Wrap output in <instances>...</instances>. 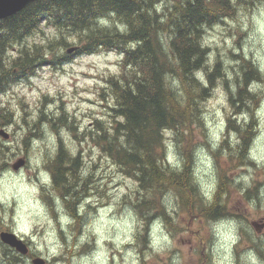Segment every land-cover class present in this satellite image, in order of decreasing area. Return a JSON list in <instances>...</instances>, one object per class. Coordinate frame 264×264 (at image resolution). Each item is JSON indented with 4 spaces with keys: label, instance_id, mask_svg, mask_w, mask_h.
<instances>
[{
    "label": "clouds",
    "instance_id": "1",
    "mask_svg": "<svg viewBox=\"0 0 264 264\" xmlns=\"http://www.w3.org/2000/svg\"><path fill=\"white\" fill-rule=\"evenodd\" d=\"M226 2L230 15L197 26L204 33L199 47L211 51L191 73L198 85L191 90L209 89L211 97L194 102L195 115L190 121L195 140L190 149L188 183L196 191L193 200L201 216L198 232L193 233L188 220L187 195L171 183V177L184 176L188 165L189 121L160 129L163 158L157 164L163 178L141 188L138 181L124 176L99 146L73 139L67 126L53 129L52 122L62 115L59 97L68 101V111L80 105L78 96L71 94V74L57 69L45 89L55 100L43 107L47 119L40 120L39 103L29 101L22 109L19 96L11 93L4 107L5 115L11 113L12 119L6 123L0 118V133L8 134L7 139L0 135V264H264V227L257 230L251 224L264 216V0ZM162 7L163 0L157 11ZM99 24L111 27L104 19ZM119 28L126 30L123 25ZM43 57L53 68L57 64L63 67L77 61L78 52L59 47L46 50ZM217 62L221 76L209 88L207 77ZM245 62L257 73L247 82V69L242 70ZM173 64L176 71L162 77L164 87L172 93L176 106L186 110L188 91L181 61L176 58ZM47 71L45 68L26 79L31 84L40 83L41 76L49 80L44 75ZM241 90L245 93L242 101ZM14 91L27 93L28 88L21 83ZM41 94L34 90L30 95L38 99ZM79 111L83 112L84 106ZM229 121L235 126L230 127ZM37 122L39 129L33 127ZM37 131L39 135L30 136ZM126 135L119 136L118 144L132 151ZM58 139L63 140L67 152L65 168L71 167L78 154L81 157L75 176L66 173V182L59 185L54 182L52 167L59 154ZM140 154L143 158V150ZM133 174L142 176L139 170ZM154 200L157 207H139ZM230 200L232 205L239 203L243 211L229 208ZM218 208L226 212L203 215ZM5 232L27 245H22L23 251L13 252L14 261L2 250Z\"/></svg>",
    "mask_w": 264,
    "mask_h": 264
},
{
    "label": "trees",
    "instance_id": "2",
    "mask_svg": "<svg viewBox=\"0 0 264 264\" xmlns=\"http://www.w3.org/2000/svg\"><path fill=\"white\" fill-rule=\"evenodd\" d=\"M166 2L172 3L171 6ZM160 3L161 0H40L0 21L1 91L15 80L21 81L27 75L37 74L39 68L46 63L50 64L43 57L48 49L55 51L59 47L71 49L77 46L78 56L100 51L121 54L124 68L122 78L110 77L108 80L115 102L110 107L113 113V134L109 131L107 133L103 122H100L99 141L103 152L119 166L123 174L138 181L141 188H149L163 178L157 164L163 158L160 133L162 127L189 121L187 139L189 142L193 140L194 129L191 128L190 121L195 115L194 102L197 99H210L209 89L201 88L199 93L191 90L198 87L191 78L192 70L202 65L208 53V48L199 47L204 33L197 26L205 20L211 25L220 16L221 10H230L226 0H163L165 7L157 11L156 7ZM101 19L107 20L111 27L100 25ZM120 25L125 26L126 30L120 31ZM45 27H50L55 34L48 37L44 47L36 43L25 44L29 38L42 33ZM21 45L26 46L21 49ZM14 48L15 53L12 51ZM176 58L181 61L179 67L183 69L181 75L188 91L189 108L186 110H180L176 106L172 93L165 90L162 79L165 72L176 71L173 64ZM59 66L57 64L56 68ZM243 69H247L245 82L257 76L256 70L249 63L245 62ZM218 76H221L219 62L214 72L207 77L209 88L214 86ZM244 95L241 90V101ZM230 103L235 104L231 100ZM0 118L4 121L12 119L11 113L5 115V108L1 105ZM64 121L63 114L59 123L63 125ZM229 126L235 125L229 121ZM125 132L126 142L132 151H127L118 144L119 136ZM59 144L57 161L52 166L55 173L61 174L59 177L54 176L56 184L60 180L66 182L65 174L68 172L75 176L76 169L81 164L78 156L70 168H65L63 161L68 158L67 152L61 145L63 142ZM185 155L188 157L185 174L183 177H171V183L183 189L182 195H187L185 204L190 217L201 218L195 210V188L188 183L191 151L187 150ZM137 170L142 172L141 177L133 174ZM230 204L231 200L229 208ZM157 206L158 202L155 200L144 201L139 205L141 210ZM225 212L226 209L218 208L206 210L203 215ZM10 252V249H5L6 256L10 257Z\"/></svg>",
    "mask_w": 264,
    "mask_h": 264
},
{
    "label": "rangeland",
    "instance_id": "3",
    "mask_svg": "<svg viewBox=\"0 0 264 264\" xmlns=\"http://www.w3.org/2000/svg\"><path fill=\"white\" fill-rule=\"evenodd\" d=\"M166 3H168L167 4L168 6H171L172 4V3L169 4V2ZM164 7L165 5H163L162 8ZM230 14H231V10L220 11V15H230ZM161 22L164 21L162 20ZM54 34H55L54 30H52L50 27L48 28L45 27L42 33L37 34L32 38H29L25 42V44L36 43L38 46L44 47V45L47 43L48 37H52ZM74 42L78 43L77 41ZM12 51L13 53H15L16 48H14ZM209 51H211L210 48H208V52ZM84 61H87V63H84ZM45 68H47L48 71L44 72V75L48 76L49 80H44L43 76H41L40 83L37 84H31L30 82L27 81V79H22L21 81L20 79L15 80L14 82L10 83L4 91L0 90V105L3 106V108H5L4 106L9 103V99L6 98L9 97L10 93L11 96L13 97L19 96L22 109L27 108L29 106L28 103L29 101H31L32 103H39L41 106L40 120L43 121L47 119V117L44 116L43 114L42 111L43 107H45L49 103L55 102L54 98L45 92V89L51 84V77L53 73L57 69L61 72V74L69 73L72 76V81L71 84L69 85L72 88L71 94L73 96H78L80 105L77 108L68 111V107H69L68 101H65L63 97H59V109L61 110L62 115L64 114L65 121L63 125L59 123V120L56 122H52L53 129L55 130L60 126H67L71 129L73 133V139L79 138L81 141L88 140L89 142L101 148V143L99 141V138L101 137H100V129L98 124L100 122H103L102 124L103 127L105 128V131L107 133L109 131L111 134H113V130L111 128L113 125V119L111 117L113 113L110 111L111 110L110 107L111 104H115V102L112 98L114 94L110 90V83H108V80L110 77H116L117 79L122 78V73L124 72V68H123V59L121 57V54L118 52H106V51H100L94 54H83L78 56L77 61H73L72 63L66 64L63 67L59 66L57 68L56 67L53 68L50 64L46 63L44 66L39 68L38 73L43 72ZM78 69H82V70L78 71ZM21 83L27 86L28 88L27 93L14 91L15 88L21 86ZM55 86L58 88L61 87L58 84ZM34 90L44 94L39 95L38 99H33L30 94ZM80 106H84L83 112L79 111ZM76 113L79 114L77 115ZM9 121L10 120L8 119L5 122L7 123ZM22 122L25 123V125L27 126L26 120ZM33 127L39 129V122H37V124L34 125ZM75 133H80L79 137H77ZM31 135H39V132L37 131L34 133H30V136ZM187 138H186L187 143L185 148V154L187 150L191 149L192 142L195 140V130H193V140L189 142ZM60 142H63V140L58 139V151H59ZM25 145H27V140L25 141ZM61 145L65 149L64 143ZM101 151L103 152L102 148ZM78 156L80 157L79 154ZM108 158L110 161H112L109 156ZM99 159L101 158H98V160ZM97 166L98 165H94V167ZM123 175L126 176L128 179L133 180L128 175L125 174ZM55 176L59 177L61 176V174L56 172ZM91 179L92 178L90 177L89 180L91 181ZM62 183H64V181L60 180L59 183L57 184H62ZM85 187H87V185H85ZM65 191H68V189ZM70 206L73 207L74 209V205H70ZM230 208L233 211H238V212L243 211V208L239 203L235 205H232L231 203ZM198 219L200 218L199 217L191 218L190 214L188 213V220L192 226L193 233L198 232L197 229ZM251 224L257 230H259L260 227H264V216L256 217L251 221ZM193 238L195 239V235ZM5 249L11 250V252L9 253L10 258L11 261H14L15 257L12 254L13 252H18V251H16L14 248H11L8 245L3 246L2 250L4 251V253H5Z\"/></svg>",
    "mask_w": 264,
    "mask_h": 264
},
{
    "label": "water",
    "instance_id": "4",
    "mask_svg": "<svg viewBox=\"0 0 264 264\" xmlns=\"http://www.w3.org/2000/svg\"><path fill=\"white\" fill-rule=\"evenodd\" d=\"M40 0H0V21L12 17L22 11L24 8L30 4ZM51 1H61V0H51ZM131 2H136L137 0H129ZM74 49H79V47H73ZM72 49V48H71ZM5 139L8 138L7 133H0ZM4 240L6 241L5 245L14 248L16 251H23V246L25 245L24 241L18 240L15 237H12L10 233L5 232L3 235Z\"/></svg>",
    "mask_w": 264,
    "mask_h": 264
},
{
    "label": "bare ground",
    "instance_id": "5",
    "mask_svg": "<svg viewBox=\"0 0 264 264\" xmlns=\"http://www.w3.org/2000/svg\"><path fill=\"white\" fill-rule=\"evenodd\" d=\"M215 16H216V14H215ZM218 16V15H217ZM217 18V17H216ZM112 19V18H111ZM118 23H120V22H118ZM118 25V24H117ZM119 27V26H118Z\"/></svg>",
    "mask_w": 264,
    "mask_h": 264
}]
</instances>
